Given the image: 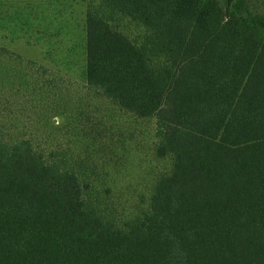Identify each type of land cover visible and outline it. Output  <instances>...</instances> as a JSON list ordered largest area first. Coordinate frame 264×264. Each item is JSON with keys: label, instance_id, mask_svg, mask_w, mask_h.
Listing matches in <instances>:
<instances>
[{"label": "trees", "instance_id": "1", "mask_svg": "<svg viewBox=\"0 0 264 264\" xmlns=\"http://www.w3.org/2000/svg\"><path fill=\"white\" fill-rule=\"evenodd\" d=\"M259 1L90 5L85 40L90 90L78 107L84 114L79 149L67 143L47 150L38 145V132H10L0 124V264H264ZM117 15L146 28L140 47L115 29ZM158 56L173 61V68L157 63ZM13 66L28 73L23 84L15 81L19 70ZM45 74L44 67L0 47V104L19 95L32 104L54 86ZM151 79L152 102L144 88ZM112 80L116 95L94 90ZM138 97L144 109L135 107ZM91 98L137 119L154 117L152 156L165 169L135 215L118 212L110 187L98 185L97 155L105 134L88 112ZM35 108L33 103L28 111Z\"/></svg>", "mask_w": 264, "mask_h": 264}, {"label": "rangeland", "instance_id": "2", "mask_svg": "<svg viewBox=\"0 0 264 264\" xmlns=\"http://www.w3.org/2000/svg\"><path fill=\"white\" fill-rule=\"evenodd\" d=\"M97 2L0 1V47L47 69L45 78L53 80L54 85L37 94L35 101L32 99L36 106L33 112L28 111L33 103L26 101L23 95L15 97L16 101L11 100V104H0V124L8 131L38 132L37 143L47 150L59 145L65 147L67 143H75L79 149L82 137L77 133L84 124V114H79L78 107L84 104L90 90L85 81L86 12ZM263 3L264 0L259 1L260 5ZM113 23L120 35L136 47L145 41L146 28L131 16L117 15ZM158 57L161 58L157 63L164 66L167 61L168 68H173V61ZM17 70L15 81L23 84L28 73L13 66V71ZM5 78L6 82L11 81ZM150 82L151 85L144 88L152 102L155 87L152 79ZM115 85L116 80H112L104 86L96 85L94 90L116 95ZM140 100L138 97L135 107L144 109ZM90 106L88 112L91 110V117L105 134L101 138L103 151L97 155L100 167L98 185L110 187L118 212L135 215L145 208L157 175L165 169L164 163L152 156L151 147L156 141L154 117L137 119L107 100L91 98ZM61 112L66 115L62 121H57L55 117Z\"/></svg>", "mask_w": 264, "mask_h": 264}]
</instances>
